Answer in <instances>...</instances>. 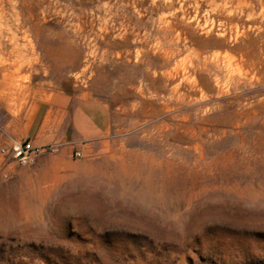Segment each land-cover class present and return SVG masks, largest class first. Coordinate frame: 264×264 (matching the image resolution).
I'll use <instances>...</instances> for the list:
<instances>
[{"label":"rangeland","instance_id":"rangeland-1","mask_svg":"<svg viewBox=\"0 0 264 264\" xmlns=\"http://www.w3.org/2000/svg\"><path fill=\"white\" fill-rule=\"evenodd\" d=\"M0 33V264H264V0H0Z\"/></svg>","mask_w":264,"mask_h":264},{"label":"crops","instance_id":"crops-1","mask_svg":"<svg viewBox=\"0 0 264 264\" xmlns=\"http://www.w3.org/2000/svg\"><path fill=\"white\" fill-rule=\"evenodd\" d=\"M112 114L106 104L99 100L80 102L70 117V127L80 145L102 139L110 130ZM38 142V139H34Z\"/></svg>","mask_w":264,"mask_h":264},{"label":"built area","instance_id":"built-area-1","mask_svg":"<svg viewBox=\"0 0 264 264\" xmlns=\"http://www.w3.org/2000/svg\"><path fill=\"white\" fill-rule=\"evenodd\" d=\"M51 145H34L32 141H24L22 143H14L10 148L1 149V155L8 157L14 162L26 165L31 164L42 153L51 150ZM77 158H81L82 154L77 153Z\"/></svg>","mask_w":264,"mask_h":264},{"label":"bare ground","instance_id":"bare-ground-1","mask_svg":"<svg viewBox=\"0 0 264 264\" xmlns=\"http://www.w3.org/2000/svg\"><path fill=\"white\" fill-rule=\"evenodd\" d=\"M214 29V28H213ZM2 30V29H1ZM180 35V34H179ZM0 38H3V37H1V33H0ZM4 39V38H3ZM5 45V44H4ZM16 49H18V48H16ZM16 49H14V50H12L11 52H9V55L11 56V55H15V52H16ZM171 50V49H170ZM3 55H6V53H5V48H4V46L2 45V41L0 40V56H3ZM167 55V57H166V60H167V62L170 60V54L168 53V54H166ZM19 56V55H18ZM17 56V57H18ZM12 57V56H11ZM220 57V56H219ZM16 58V57H15ZM213 59V58H212ZM209 61V60H208ZM212 61V60H211ZM213 61H214V59H213ZM219 61V60H218ZM21 62V61H20ZM210 63V62H209ZM212 63V62H211ZM220 64V63H219ZM20 65L21 64H19V62H18V60L17 61H13L12 63H10L9 64V66L8 67H5V68H7V70L8 71H10L11 73H13L12 71L14 70V69H16V72H18L20 69ZM200 65H202L203 66V64H201L200 63ZM227 65V64H226ZM183 66V65H182ZM202 66H201V69H202ZM3 68V67H2ZM13 69V70H12ZM196 69V68H195ZM200 68H199V70H201ZM197 70V69H196ZM6 72V71H5ZM15 72V71H14ZM174 74H171V78H174L175 76H178L179 75V71H178V68H176L174 71ZM15 74V73H14ZM170 76V75H169ZM11 80V79H10ZM177 87V86H176ZM176 92H178V87L176 88V90H175ZM180 91V90H179ZM179 94V93H178ZM179 95H181V94H179ZM183 97L184 96H179L178 97V101H182L183 100ZM181 105V104H180ZM168 106V105H167ZM185 120V119H184Z\"/></svg>","mask_w":264,"mask_h":264}]
</instances>
